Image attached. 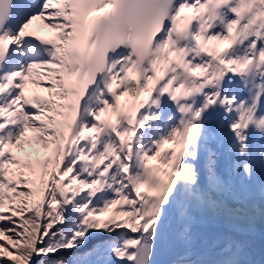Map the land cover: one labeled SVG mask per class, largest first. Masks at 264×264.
<instances>
[{
  "label": "snow or ice",
  "instance_id": "obj_1",
  "mask_svg": "<svg viewBox=\"0 0 264 264\" xmlns=\"http://www.w3.org/2000/svg\"><path fill=\"white\" fill-rule=\"evenodd\" d=\"M206 222L264 223V0H0V264H264Z\"/></svg>",
  "mask_w": 264,
  "mask_h": 264
},
{
  "label": "bare ground",
  "instance_id": "obj_2",
  "mask_svg": "<svg viewBox=\"0 0 264 264\" xmlns=\"http://www.w3.org/2000/svg\"><path fill=\"white\" fill-rule=\"evenodd\" d=\"M37 22H39V24L35 26L33 23L32 27L36 29L38 33L45 35L52 33V30L43 27L42 21ZM223 228L228 230L232 235L238 236V238L245 244L246 250L250 253L252 259L256 261H264V223H262L261 230L257 228L246 229L245 227H241V231L233 232L229 226ZM214 243H217V241Z\"/></svg>",
  "mask_w": 264,
  "mask_h": 264
},
{
  "label": "rangeland",
  "instance_id": "obj_3",
  "mask_svg": "<svg viewBox=\"0 0 264 264\" xmlns=\"http://www.w3.org/2000/svg\"><path fill=\"white\" fill-rule=\"evenodd\" d=\"M227 225H216L210 222L202 223L198 226L199 232L202 234L204 240L209 244H215L214 242H219L226 235L231 234L228 230L224 229ZM241 227H245L246 229H260L262 228V223L257 222L254 225L244 224ZM243 233V232H242ZM248 244V243H247ZM168 256L166 253H161L158 256V260H165Z\"/></svg>",
  "mask_w": 264,
  "mask_h": 264
}]
</instances>
